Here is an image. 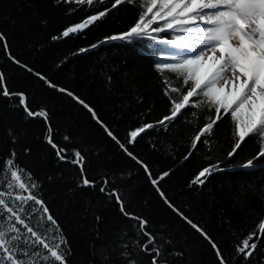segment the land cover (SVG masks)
Listing matches in <instances>:
<instances>
[{
    "label": "trees",
    "instance_id": "obj_1",
    "mask_svg": "<svg viewBox=\"0 0 264 264\" xmlns=\"http://www.w3.org/2000/svg\"><path fill=\"white\" fill-rule=\"evenodd\" d=\"M112 2H73L70 7L63 0H0L3 84L11 93H23L33 113L47 112V119L30 117L18 96L0 95V163L15 153V163L32 174L38 195L66 238L67 264H103L101 252L109 264L129 259L151 264V257L139 249L144 238L136 221L121 213L114 197L100 191L105 179L107 189L122 197L127 212L148 221L164 249L160 264H219L209 240L174 209L207 233L227 264H264V236L255 241L257 250L247 262L236 254L241 240L252 232L259 235L264 218V158L244 167L257 155L258 143L246 138L230 157L236 138L229 115L217 122L210 136L202 137L207 143L193 148L199 129L214 118V111L204 107L158 123L170 115L171 99L180 95L166 96L164 82L184 90L175 74L156 67L175 62L173 47L160 39L177 34H153L157 41L108 40L128 31L138 17L139 7L124 4L81 32L61 38L69 26L110 8ZM74 97L93 109L96 118ZM146 123L155 127L132 142L130 132ZM49 128L53 142L67 149V159L58 158L47 143ZM75 151L84 157V174L94 185H81L80 165L70 162ZM211 166L219 170L202 178L204 184L191 185ZM5 176L0 173V191H10Z\"/></svg>",
    "mask_w": 264,
    "mask_h": 264
},
{
    "label": "snow or ice",
    "instance_id": "obj_2",
    "mask_svg": "<svg viewBox=\"0 0 264 264\" xmlns=\"http://www.w3.org/2000/svg\"><path fill=\"white\" fill-rule=\"evenodd\" d=\"M63 2L70 7L73 2L78 5L94 6L97 3L102 4L103 0H63ZM124 4L139 7L141 10L138 17L128 31L108 37V40L147 37L149 40L157 41L158 36L153 34L170 31L183 33L172 39H160V43L173 47L171 58L175 62L158 63L156 67L161 72L175 74L184 90L182 91L179 86L168 84L167 81L164 82L166 96L169 93L180 95L178 100L171 99L170 115L165 116L158 123L164 125L167 121L176 120L192 108L204 107L213 110L214 118L210 117V122L201 127L192 140V147L195 148L200 142L207 143V139L202 140V137L210 136L217 122L230 115L236 142L228 155L233 156L246 138H251L258 143L259 149L257 155L248 160L244 167H251L254 160L264 158V0H114L110 8L106 7L103 11L88 16L81 23L69 26L61 33V38L81 32L108 15L112 9ZM0 40H3L2 33ZM3 80L4 77L0 74V95L18 96L19 104L24 107L28 116L47 119L46 111L33 113L28 108L25 95L9 92ZM60 91L67 90L60 89ZM67 94L73 96L71 92ZM74 99L87 108L93 118H96L93 109L83 100L78 97ZM196 114L192 112L193 116ZM154 127L155 125L146 123L131 131V141L134 142L138 136ZM105 130L108 136L116 140L110 130L107 128ZM47 143L56 149L58 158L67 159L64 155L67 149L60 148L53 142L51 128ZM121 147L123 148L124 145L122 144ZM14 157L15 153H12L10 158L0 163V173L6 174L4 183L10 190L0 191V222H3V226L0 227V264H67L70 249L66 238L44 200L38 195L39 185L32 174L20 168L15 163ZM83 160L81 152L75 151L70 162L80 165L81 185L92 186L95 181H90L84 174ZM214 169L219 170L216 166L202 169L191 181V185L204 184L205 180L202 178L211 175ZM108 183L109 181L105 179L103 181L105 187H101L100 191L114 197L120 205L121 213L130 220L136 221L138 234L144 238L139 244L140 251L151 257V264H160L164 249L157 243L156 235L149 230L148 221L127 212L124 201L116 190L107 189ZM152 183L155 185L157 181L153 180ZM12 190H15V194ZM9 201H12L11 206ZM174 210L193 229L209 240L216 251L219 264H227L221 251L207 233L179 213V210ZM37 212L40 213L39 216L36 215ZM26 220H35L36 223L30 226ZM17 225L22 226L24 231L22 232ZM258 230L259 235L252 232L236 245V254L241 255L245 262L257 250L258 245L255 241L264 236V218L258 224ZM124 247L127 249V245ZM123 254L126 257L129 255L126 250ZM100 258L103 264H109L104 252L100 253ZM126 264H137V262L129 259Z\"/></svg>",
    "mask_w": 264,
    "mask_h": 264
},
{
    "label": "rangeland",
    "instance_id": "obj_3",
    "mask_svg": "<svg viewBox=\"0 0 264 264\" xmlns=\"http://www.w3.org/2000/svg\"><path fill=\"white\" fill-rule=\"evenodd\" d=\"M155 26V25H154ZM177 35H182L183 33L175 32ZM163 39H168V38H163Z\"/></svg>",
    "mask_w": 264,
    "mask_h": 264
}]
</instances>
